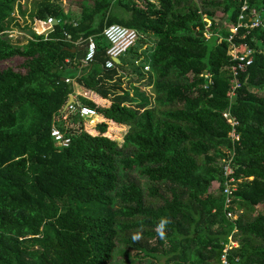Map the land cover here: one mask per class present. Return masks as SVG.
<instances>
[{
  "label": "trees",
  "instance_id": "obj_1",
  "mask_svg": "<svg viewBox=\"0 0 264 264\" xmlns=\"http://www.w3.org/2000/svg\"><path fill=\"white\" fill-rule=\"evenodd\" d=\"M246 1L262 26L235 35ZM21 2L0 0V62L25 60V73L0 71V264H116L120 244L167 264H222L231 240V264H264V0H94L79 16L48 2L37 18L61 22L24 45L8 34L21 25L17 9L26 16ZM113 24L137 30L145 49L155 42L150 71L138 67L132 81H146L151 95L125 87L121 62L104 68L103 31ZM65 32L95 36L93 63L82 65L84 50ZM230 36L240 52L257 51L232 99ZM75 94L99 119L77 118L80 131L59 148L54 118ZM226 112L240 123L237 141ZM226 151L242 180L236 222L225 209Z\"/></svg>",
  "mask_w": 264,
  "mask_h": 264
},
{
  "label": "built area",
  "instance_id": "obj_2",
  "mask_svg": "<svg viewBox=\"0 0 264 264\" xmlns=\"http://www.w3.org/2000/svg\"><path fill=\"white\" fill-rule=\"evenodd\" d=\"M23 1V0H22ZM23 2H21L22 5ZM64 13L68 15L70 11L67 9L64 10ZM15 16L20 20V27L13 28L8 32L9 38L13 40L15 44L24 45L29 40H33L32 33L37 35H45L48 32L52 31L54 26L59 24L61 21L55 17L49 16L45 20H40L37 17L30 26V30L27 29L26 24L21 22L22 17L17 12ZM77 25V23H75ZM210 26V25H209ZM262 26L261 16L257 9L251 8L247 1L242 6L241 13L239 15L238 24L231 28L233 34H238L239 29L245 27L246 29H257ZM31 33H27V32ZM103 36L108 41V47L106 49L107 60L104 64L106 70H112L117 67V60H120L122 56H125L129 50H131L141 38L137 30L129 28L120 24H113L107 26L103 31ZM210 36V35H209ZM208 36V38H209ZM26 37V41H24ZM65 38L67 41L73 43L76 48H81L84 50V58L82 59V65H89L94 62L97 55V43L95 36H90L87 39L80 38L77 41H74L72 35L65 32ZM18 39H20L18 41ZM234 36H230L228 41L230 42V55L232 57L233 63L230 67V90L228 96L232 99L234 98L239 89L242 88L243 83L240 79L243 73H246L247 69L253 65L255 60V55L257 51L253 48H248L243 52H240V47L233 41ZM263 52V51H260ZM142 59L135 61V64L138 66H143L144 71H150V65L145 64L141 65ZM67 62H70L68 59ZM205 77L210 80L213 84L210 74H206ZM67 82H70V79H66ZM207 88V86H206ZM73 98V102L67 105L55 116L54 123L51 131V136L54 139V142L59 148L68 147L72 140L73 134L72 129H77L80 131L81 122L77 121V118L83 120H90L91 122L95 121L97 117V111L91 107L81 104L76 97V95H71L70 99ZM224 117L232 126V130L229 133V137L237 141L240 139V135L237 132V127L240 124L239 121L231 115V113L226 112ZM227 156L222 160V172L225 178L223 194L225 196V209L226 216L229 221L236 222L241 215V211L236 209V206L233 202L234 193L237 192L239 184L242 180L236 177V168L233 164L234 154L231 151H226ZM239 243L237 241L231 240L229 244L226 245L223 254L221 256L222 264H231L229 261V250L234 247H238Z\"/></svg>",
  "mask_w": 264,
  "mask_h": 264
},
{
  "label": "rangeland",
  "instance_id": "obj_3",
  "mask_svg": "<svg viewBox=\"0 0 264 264\" xmlns=\"http://www.w3.org/2000/svg\"><path fill=\"white\" fill-rule=\"evenodd\" d=\"M22 10L23 12H25L26 17L25 18H21V22L26 24L27 29L30 30V26H32L33 21L35 20V18L37 17L36 15L39 12V9L41 7L42 4L48 3V2H55L58 5H61L63 12L65 9H67V11H70V13L67 15H71V13H75V15L79 16V14L82 12V6L80 3H85V4H90L92 5L94 3V0H23L22 1ZM221 15V14H220ZM59 18V19H58ZM58 20H62L61 17H58ZM222 19V18H221ZM60 20V21H61ZM219 25L222 27L227 28L228 24L225 22L224 18L222 20L219 21ZM27 32V31H26ZM27 33H31V32H27ZM20 39H18L19 41ZM26 37H24V41H26ZM138 43V42H137ZM141 42H139L138 44H136L131 50H129V52L125 55L122 56L120 58V62L127 66L129 69L128 73V77L126 79V83H125V87L130 90L132 93H135L136 95L140 96V95H151V88L148 87L146 85V81H142L141 83H137L134 82L132 83V81H136V79L138 78L137 74H135V72L133 70H136L138 67V65H135V58H133V54L135 52H139L143 55V58H145L141 65L146 63V60L148 57H150L151 55V50L153 49V46L155 44L154 41H152L151 43H148L147 49L143 48L140 44ZM146 50V51H145ZM135 59V60H134ZM25 60L21 57H15L12 60L9 61H5V62H0V71L1 70H5L7 68H12L16 71L25 73V69L23 68V64H24ZM140 69V68H138ZM65 74H72L71 71L67 70L65 72ZM99 119V117H95V121L91 122L90 120H86L88 123L94 124L96 123V119ZM219 184L218 182L213 183L212 189H210L212 192L215 191V193H219L218 189H219ZM218 188V189H217ZM262 208L261 206H257L256 210L253 211L252 213L255 214L257 211H261ZM131 237H133L134 239H138L140 236L139 234L133 233L131 235ZM151 245L153 247H156L157 243L155 240L151 241ZM131 250H127L125 248V246L123 244L119 245L118 251H117V255H116V264H152V263H157V264H167L168 263V259L167 257H163L160 260H156L152 257H144L143 254H140V257L137 256L139 251H137L136 249L130 247ZM131 254V258L132 261H129L128 256L127 255Z\"/></svg>",
  "mask_w": 264,
  "mask_h": 264
},
{
  "label": "water",
  "instance_id": "obj_4",
  "mask_svg": "<svg viewBox=\"0 0 264 264\" xmlns=\"http://www.w3.org/2000/svg\"><path fill=\"white\" fill-rule=\"evenodd\" d=\"M116 62L119 63L120 60H117ZM63 80H64V79H63ZM71 102H73V98L70 99L69 104H70Z\"/></svg>",
  "mask_w": 264,
  "mask_h": 264
},
{
  "label": "crops",
  "instance_id": "obj_5",
  "mask_svg": "<svg viewBox=\"0 0 264 264\" xmlns=\"http://www.w3.org/2000/svg\"><path fill=\"white\" fill-rule=\"evenodd\" d=\"M76 95V97L78 96L77 94H75Z\"/></svg>",
  "mask_w": 264,
  "mask_h": 264
}]
</instances>
